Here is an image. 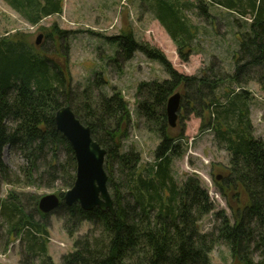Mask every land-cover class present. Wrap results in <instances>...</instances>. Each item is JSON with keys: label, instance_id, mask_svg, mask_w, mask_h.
Masks as SVG:
<instances>
[{"label": "trees", "instance_id": "16d2710c", "mask_svg": "<svg viewBox=\"0 0 264 264\" xmlns=\"http://www.w3.org/2000/svg\"><path fill=\"white\" fill-rule=\"evenodd\" d=\"M4 1L33 26L64 11L63 0ZM145 2L155 4L156 18L184 61L197 53L198 32L187 21L184 8L209 15L208 7L218 5L240 17L233 23L246 21V29L235 33L238 50L232 54V72L215 62L201 76L179 73L160 49L131 35L108 38L119 43L116 58L110 60L117 66L140 52L159 62L170 76L141 82L137 88V114L150 129L154 125L160 137L155 162L148 167L134 147L123 151L132 116L122 92L106 94L101 85L107 82L99 73L79 94L68 70L70 46L56 58L59 39L69 32L57 24L42 29L45 40L40 50L23 35L0 38V243L6 250L17 239L21 264H55L48 249L51 214L58 216L74 241L73 250L61 257L62 264H210V254L219 243L226 244L242 264H264V140L255 136L249 89L255 81L264 85V0H210L194 6L180 0ZM51 44H57L56 53L50 54ZM93 88L100 89L97 97ZM176 93L183 108L195 106L192 111L205 118L204 125L230 154L227 177L216 182L221 193L225 197L228 191L243 193L248 200L231 218L218 211L212 232L199 228L215 209L208 191L196 177L179 186L171 173L173 159L182 155L183 141L182 133L168 132L166 105ZM64 106L90 127L93 139L107 152L105 170L115 215L63 202L77 176L73 148L55 123L56 112ZM6 147L23 153L30 166L14 172L3 159ZM58 181L61 203L51 214L42 213L39 198L30 193L12 189L1 197L5 185L53 187ZM87 223L89 228L81 235Z\"/></svg>", "mask_w": 264, "mask_h": 264}, {"label": "rangeland", "instance_id": "374dc122", "mask_svg": "<svg viewBox=\"0 0 264 264\" xmlns=\"http://www.w3.org/2000/svg\"><path fill=\"white\" fill-rule=\"evenodd\" d=\"M209 1L180 0L182 4H190V6L207 5ZM63 4L62 15L45 18L39 25L33 26L7 2L0 0V38L6 35H23L40 50L45 40L42 29L49 30L57 24L59 30L69 32L67 38L63 36L59 39L60 54L56 53L57 44L55 47L51 44L50 54L56 53L58 59L60 55L66 54L63 47L67 44L70 46L68 70L73 86L80 89L79 94L99 73L107 82L106 85H101L106 94H111L114 90L122 92L129 103L132 116V128L129 138L124 143L123 151L134 147L140 153L143 165L146 167L155 162V152L160 145V137L155 132L156 127L152 125L150 129L146 119L140 118L137 114L139 101L137 88L141 82L164 81L170 76L159 62L148 60L140 52L136 53L131 61L125 64L118 62L120 67L117 66L110 60L116 58L119 43L108 41V38L131 35L139 42H148L151 46L160 49L179 73L187 76H201L215 62L225 72H232V54L238 50L235 33L246 29L245 20L240 19L239 24L233 23L234 17H240L232 15L218 5L208 7L209 15L201 14L200 10L194 7H183L187 21L198 28L195 48L197 53L193 54L188 61H184L180 58L178 49L166 29L156 18L153 12L155 4L146 3L145 0H63ZM41 35L43 38L40 44H37V39ZM262 85L255 81L250 84L249 89L253 94L251 120L255 136L264 140V85ZM92 94L97 97L100 89L93 88ZM192 110L182 107L178 126L168 127L171 136L183 134L182 155L173 159L171 173L179 186H182L187 178L196 177L202 187L208 191L215 209L199 223L200 230L207 233L212 232L217 226L218 211H224L231 218L234 211L244 207L248 200L243 193H238L237 196L236 193L228 191L227 197L221 193L216 182L227 177L230 154L224 145L219 143L214 133L204 125L205 118H200ZM60 155L64 158L66 153L61 149ZM3 159L14 172L30 166L24 154L11 147L4 149ZM219 177L220 180H218ZM61 186L60 181L54 183L53 187L46 185L38 187L36 184L13 188L5 185L1 197L5 198L8 191L13 189L18 193H30L40 201L41 198L50 194L58 196L62 192ZM88 228L87 223L80 234H84ZM49 231L51 236L48 245L49 254L55 264H62L61 257L73 250V238L68 236L63 229V223L55 214L50 216ZM20 252V243L17 239H14L6 250L0 243V264H21ZM210 264L242 263L233 257L226 244L219 243L210 254Z\"/></svg>", "mask_w": 264, "mask_h": 264}, {"label": "water", "instance_id": "95a60500", "mask_svg": "<svg viewBox=\"0 0 264 264\" xmlns=\"http://www.w3.org/2000/svg\"><path fill=\"white\" fill-rule=\"evenodd\" d=\"M43 36H39L40 44ZM182 109L181 95L174 94L166 105L168 125L178 126L179 113ZM57 130L61 132L73 148L77 162V176L74 186L69 189L63 202L68 206L79 205L85 211L99 208L103 212L115 215L114 202L108 187L109 177L105 170L106 150L96 142L91 129L85 126L70 106L60 108L55 115ZM221 178L219 177L218 180ZM61 199L55 194L44 196L39 201V210L44 214L54 212Z\"/></svg>", "mask_w": 264, "mask_h": 264}]
</instances>
